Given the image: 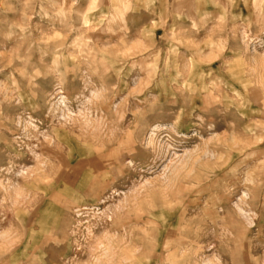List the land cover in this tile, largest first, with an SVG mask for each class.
<instances>
[{"label": "rangeland", "instance_id": "rangeland-1", "mask_svg": "<svg viewBox=\"0 0 264 264\" xmlns=\"http://www.w3.org/2000/svg\"><path fill=\"white\" fill-rule=\"evenodd\" d=\"M0 264H264V0H0Z\"/></svg>", "mask_w": 264, "mask_h": 264}, {"label": "bare ground", "instance_id": "bare-ground-1", "mask_svg": "<svg viewBox=\"0 0 264 264\" xmlns=\"http://www.w3.org/2000/svg\"><path fill=\"white\" fill-rule=\"evenodd\" d=\"M56 15V14H55Z\"/></svg>", "mask_w": 264, "mask_h": 264}]
</instances>
